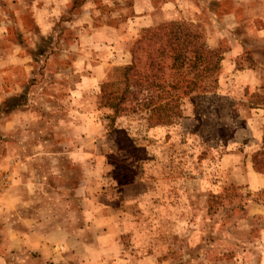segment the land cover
<instances>
[{"label":"rangeland","instance_id":"1","mask_svg":"<svg viewBox=\"0 0 264 264\" xmlns=\"http://www.w3.org/2000/svg\"><path fill=\"white\" fill-rule=\"evenodd\" d=\"M133 1L0 0V264H264V0L156 8L221 60L136 98Z\"/></svg>","mask_w":264,"mask_h":264},{"label":"trees","instance_id":"2","mask_svg":"<svg viewBox=\"0 0 264 264\" xmlns=\"http://www.w3.org/2000/svg\"><path fill=\"white\" fill-rule=\"evenodd\" d=\"M189 26L183 21H171L142 30L149 37H141L135 41L136 48L129 51L130 65L124 70L125 81L136 79L133 85L136 90L135 98L160 84L163 68L187 77V80L181 81L186 83V86L179 90V96H192L198 90H205V81L218 69L221 58L219 53L209 49L200 34ZM139 41L145 43L141 48L144 52L142 63L135 55V51L140 49ZM199 84H202L201 88L196 87ZM145 102L147 105L152 103L151 99Z\"/></svg>","mask_w":264,"mask_h":264},{"label":"crops","instance_id":"3","mask_svg":"<svg viewBox=\"0 0 264 264\" xmlns=\"http://www.w3.org/2000/svg\"><path fill=\"white\" fill-rule=\"evenodd\" d=\"M167 1L168 0H160V2L158 4V7L157 6L154 7L153 6V1H151V0H134L133 1V5H132V11L135 13V15H143L141 13L144 12V15H143L144 17H142V18H144V20H146L145 21L146 23H148V25H145V26H147V27L148 26H155L158 23L163 22V21L166 20V19L163 18L162 14L160 13L161 14V17L159 19L160 21H156V20H158V18L153 16L154 15V10L156 8H158V11L160 12L159 7H161L162 13H167L170 8H171L170 10H174L175 9V6H174V4L171 3V0H169V1H170V3L172 5L166 3ZM148 17H150V19ZM170 18H172V17H170ZM170 18H168V19L171 20ZM168 19L166 21H169ZM40 26H42V25H40ZM97 45H100V43L97 44ZM248 175H249V171H248ZM250 175H254V173H251ZM250 177H251L250 178L251 181L250 180L249 181L251 182L250 185H251L252 189L260 190V189L264 188V177L263 176L254 175V176H250ZM58 234H61V233H58ZM51 235L52 236L53 235L56 236L57 232H53L52 234H50V233L48 234L49 237H51ZM65 236L67 237L69 235L65 234ZM99 241L100 240L98 239V242ZM25 246H26L27 249L30 248L31 252H37V254H36L37 257H41V256L45 257V256H47V254H49V252H50V251H48V249H50V247H51L49 245H45V244L43 245L41 243L40 244H36V245L32 244L30 246L29 245H25ZM41 248H45L47 251H45L44 253H41L40 250H43ZM6 250H8V247H6ZM38 260H39V258L34 261V264H37L39 262ZM47 264H50V263H47Z\"/></svg>","mask_w":264,"mask_h":264}]
</instances>
